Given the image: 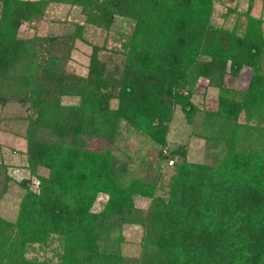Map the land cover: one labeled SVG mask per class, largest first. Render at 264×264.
Returning <instances> with one entry per match:
<instances>
[{
	"label": "trees",
	"instance_id": "obj_1",
	"mask_svg": "<svg viewBox=\"0 0 264 264\" xmlns=\"http://www.w3.org/2000/svg\"><path fill=\"white\" fill-rule=\"evenodd\" d=\"M215 2L0 0V109L14 103L26 111L18 121L27 124L29 174L18 182L24 194L15 219L0 216V264H264L263 19L249 14L250 3L242 33L235 24L216 28ZM52 3L79 7L83 22L60 36L19 38L20 26L44 17ZM117 20L124 49L110 50L122 64L101 59L107 47L91 43L87 75L67 70L73 43H90L87 27L109 31ZM244 66L253 70L247 88L226 87V67L237 76ZM204 77L218 88L217 108L204 120L215 149L206 163L187 160L185 147L167 141L175 109L188 119L197 111L191 97ZM123 128L172 161L165 198L156 195L157 181L130 176L113 154ZM93 139L100 146L89 147ZM10 169L0 161V200ZM98 194L106 200L94 210ZM135 196L148 206L137 207ZM124 224L142 229L137 257L120 252ZM55 240L57 263L26 257L35 244Z\"/></svg>",
	"mask_w": 264,
	"mask_h": 264
},
{
	"label": "rangeland",
	"instance_id": "obj_2",
	"mask_svg": "<svg viewBox=\"0 0 264 264\" xmlns=\"http://www.w3.org/2000/svg\"><path fill=\"white\" fill-rule=\"evenodd\" d=\"M252 3L249 14L262 20L261 31L264 39V0H216L213 13L212 24L216 28H232L235 24L238 32L242 33L245 29L247 17L246 11L249 4ZM233 12H227L228 9ZM226 14V16H225ZM84 16L80 13V8L68 4L52 3L47 7L44 17L34 21H25L18 30L19 38L30 39L37 36L62 35L72 30L74 23H82ZM117 20L112 30L98 29L88 26L86 29L87 39L90 43L76 40L73 43V49L69 60L67 61V70L81 76H86L90 54L92 51L91 43L97 45L104 44L107 49L100 51L99 57L106 59L112 58L114 62L122 64L123 55L114 53L110 49L116 47L123 51L124 45L117 41L119 32L125 26ZM117 58V59H116ZM262 68L264 72V53L262 54ZM118 61V62H117ZM227 67L223 75V84L227 87L243 91L247 88L250 77L253 73L251 67L244 66L237 76H231L227 73ZM63 103L73 102L70 97H63ZM191 101L197 107V111L188 119L184 112L177 107L169 123V132L167 134L168 148L182 146L187 151V160L191 162H211L212 153L215 149L209 148L207 136L206 114L208 111H214L218 103V88L212 85L207 78H199L194 85ZM20 115L25 116V110H19L14 103L9 104L3 110L0 109V161H5L11 165L10 172L13 180L9 183V188L0 200V216L7 220H14L19 202L24 189L19 185V180L28 177V170L25 168V156L23 151L26 148L24 132L27 124H21L18 119ZM240 122H245L243 114L239 118ZM208 137V136H207ZM89 147L96 148L99 145L97 140H90ZM113 154L119 160H122L128 167L129 175L140 177L145 180L157 181L158 189L156 195L166 197V184L172 173L170 162L166 163L159 159V147L151 143L145 136L131 132L126 128L121 130L118 139L109 146ZM39 175L46 176L48 170L42 167L37 168ZM37 180L32 179L31 186L36 188ZM106 200V196L98 194L91 203V208L100 210ZM135 205L142 209L149 204L141 196L134 197ZM114 234H117L115 232ZM122 241L120 243V252L125 257H137L141 252L142 229L139 225L124 224L121 229ZM61 251L59 240L51 241L48 245L39 247L35 244L34 249L29 250L27 258L35 257L39 260L51 259L53 263L58 262V253Z\"/></svg>",
	"mask_w": 264,
	"mask_h": 264
},
{
	"label": "built area",
	"instance_id": "obj_3",
	"mask_svg": "<svg viewBox=\"0 0 264 264\" xmlns=\"http://www.w3.org/2000/svg\"><path fill=\"white\" fill-rule=\"evenodd\" d=\"M170 162V164L172 163V161H169Z\"/></svg>",
	"mask_w": 264,
	"mask_h": 264
}]
</instances>
